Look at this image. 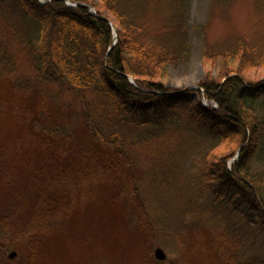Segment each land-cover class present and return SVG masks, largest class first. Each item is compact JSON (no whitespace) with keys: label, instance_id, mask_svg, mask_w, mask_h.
<instances>
[{"label":"rangeland","instance_id":"obj_1","mask_svg":"<svg viewBox=\"0 0 264 264\" xmlns=\"http://www.w3.org/2000/svg\"><path fill=\"white\" fill-rule=\"evenodd\" d=\"M134 1L129 13L137 39L177 58L166 69L170 89L200 87L206 77L203 57L231 50L239 40L255 44L257 58L264 57V0ZM0 31L5 32L2 19ZM19 58L15 77L0 80V264H237L255 255L264 259V239L239 245L222 230L202 224L206 200L191 201L199 195L193 182L200 165L197 149L212 139L186 133L184 121L160 129L167 144H195L191 142L192 152L174 177L173 197L153 205L142 145L127 150L132 161L127 164L116 148L91 138L82 122V105L72 94L52 99L33 85L18 90L13 79L33 74L25 58ZM248 73L252 80H264V67ZM193 97L205 107L211 104L201 93ZM60 125L70 127L69 137L46 131ZM136 185L138 194L133 193ZM156 248L166 260H155ZM11 251L15 257L9 259Z\"/></svg>","mask_w":264,"mask_h":264},{"label":"trees","instance_id":"obj_2","mask_svg":"<svg viewBox=\"0 0 264 264\" xmlns=\"http://www.w3.org/2000/svg\"><path fill=\"white\" fill-rule=\"evenodd\" d=\"M134 2L77 0L73 3L88 7L72 8L63 0H0L5 28L0 31V80L15 77L23 56L33 74L13 79L18 90L33 85L52 99L72 94L82 105L91 138L116 148L127 164H132L127 150L142 145L153 205L173 197L174 177L195 144H167L160 129L184 121L186 133L212 139L196 154L200 165L193 182L199 195L191 201L206 200L202 224L222 230L241 246L263 240L264 80H252L248 72L264 67V57L257 58L255 44L239 40L231 50L203 57L202 92L170 89L166 69L177 58L137 39L129 13ZM109 23L118 36L110 51ZM200 93L212 105L195 101L193 95ZM69 130L60 125L46 131L69 137ZM133 193L138 194L137 185ZM237 264H264V259L255 255Z\"/></svg>","mask_w":264,"mask_h":264},{"label":"water","instance_id":"obj_3","mask_svg":"<svg viewBox=\"0 0 264 264\" xmlns=\"http://www.w3.org/2000/svg\"><path fill=\"white\" fill-rule=\"evenodd\" d=\"M40 1V0H39ZM65 3H66V5H68V6H70V7H74V6H83V7H85L84 5H81V4H74V5H71L70 3H69V0H63ZM41 2V1H40ZM91 14L92 15H94L95 16V14L94 13H92L91 12ZM100 19H102V20H105L106 21V19L104 18V17H100ZM111 27L114 29V27L111 25ZM116 39V38H115ZM114 43L111 45V47L109 48V50H111L113 47H114ZM194 90H199V88L198 87H196V88H193ZM15 257V253L14 252H10L9 253V259L11 258H14ZM154 257H155V259L156 260H158V261H164V260H166L165 258H166V255H165V253H164V251L162 250V249H156L155 250V252H154Z\"/></svg>","mask_w":264,"mask_h":264}]
</instances>
